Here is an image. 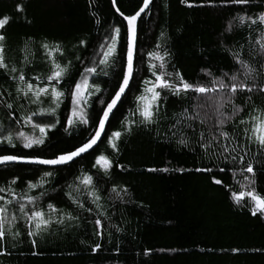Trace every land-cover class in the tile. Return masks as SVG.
I'll return each mask as SVG.
<instances>
[{
  "label": "trees",
  "instance_id": "obj_1",
  "mask_svg": "<svg viewBox=\"0 0 264 264\" xmlns=\"http://www.w3.org/2000/svg\"><path fill=\"white\" fill-rule=\"evenodd\" d=\"M189 3L194 6L189 7ZM116 5L125 15H130L139 9L142 0H116ZM18 6H23L24 10L18 11ZM262 12L264 0L227 7L222 0H185L184 3L181 0H153L150 11L138 23L136 75L139 82L132 85L115 111L104 141L90 154L57 171L46 186L49 194L40 201L45 208L52 203L68 212L78 213L80 220L54 226L38 239L35 246L25 234L21 221L14 229L21 233L20 238L15 242L6 241L4 250L7 254L0 256V264H264V216L251 214L247 198L243 201L247 205L245 207L233 200L231 193L241 191L237 180L243 182L241 177H233V171L237 169L228 166L225 172L215 173L223 183L214 184L213 173L196 169L210 161L213 168L224 167V163L215 154H206L202 149L189 151L178 146V136H173L170 131L177 130L178 135H187L192 147H196V135L199 133L211 135L213 131H219L220 121L204 112L199 93L190 92L183 99L169 96V115L159 127L140 125L131 135L122 137L115 163L123 164L126 171L114 167L112 179L99 184L100 203L103 205L100 211L107 217L104 219L103 238L94 234V220L99 218L95 214L96 205L88 199L85 207H92L93 212L77 210L64 194L67 185L72 184L82 171L97 174L92 165L98 155H115L107 138L113 132L123 130V122L136 108V97L142 92L143 80L152 78L148 71V53L157 44L163 45L170 53L168 71L175 69L194 84H208L211 78L205 73L209 71L215 79L242 72L233 60L232 52L242 50L245 60H264V53L255 43L260 39L259 27H234L231 33L227 31L236 16L256 18ZM5 17L9 18V23L3 31L11 62L20 65L25 44L31 41L28 46L35 53V62L26 68L29 74L46 72V66L41 62L43 52L38 47L41 41L59 42L65 47V55L73 59L69 53L76 50L74 46L81 40H86L88 46L78 50L86 64L94 49H98L107 38L111 26H121L122 36L126 28L112 0H0V18ZM256 66L262 67L260 64ZM82 70L83 65L76 62L62 87H68L79 79ZM120 70L117 64L109 70V76L97 78L101 92L91 98L88 108L93 119L114 94ZM247 82L254 89L264 87V76L258 75ZM0 84L14 93V82L3 77L2 70ZM249 95L251 102L248 101ZM100 99L104 100V105L99 103ZM48 102L45 100V105ZM232 103L246 106L237 120L247 118L253 106L264 108V93H237L234 101H228L224 117L232 114ZM70 107L66 93L58 112L61 124L65 110ZM185 112L188 116L197 117L190 122L191 128L187 127L189 121L183 116L176 119L177 114ZM17 115H23V111H17ZM0 121L8 124L6 110L2 106ZM94 127L90 120L87 126L70 130L71 135H68L58 126L54 133H49L56 144L53 151L58 153L74 148L88 138ZM181 127L183 133L179 132ZM229 129H232V124L225 125V130ZM6 147L0 146V151ZM30 151L22 149L19 144L16 149H7L8 153ZM51 154L43 153L45 156ZM249 157L256 159L258 168L261 166L260 158L254 157L253 152H249ZM42 168L16 164L0 167V186L4 185V178L10 180L18 175L21 180L17 191L22 190L21 183L26 189L27 182L39 180ZM150 168H169L170 171L150 172ZM256 181L257 192L264 195V175L258 174ZM114 186L127 188L128 195L122 194V199L117 198L111 191ZM53 188L59 191H51ZM116 227L121 231H116ZM96 243L101 245V250L93 253Z\"/></svg>",
  "mask_w": 264,
  "mask_h": 264
},
{
  "label": "snow or ice",
  "instance_id": "obj_2",
  "mask_svg": "<svg viewBox=\"0 0 264 264\" xmlns=\"http://www.w3.org/2000/svg\"><path fill=\"white\" fill-rule=\"evenodd\" d=\"M153 0H142V5L133 14L125 15L119 8L116 11L126 22V28L122 36L121 26H111L107 38L100 44L98 49H94L92 57L88 58L85 64L84 58L78 54V50L88 46L86 40H81L74 46L76 50L69 53L73 59L65 55V47L59 42L41 41L39 49L43 56L41 62L46 66V72L29 74L26 68L35 62V53L28 46L31 41L25 44L24 53L20 65L10 61L7 54L6 33L3 31L9 23V18H0V70L3 77L14 82V93L8 91L0 84V106L6 110V119L8 124L0 121V146H7L0 151V166L9 164H25L47 166L42 168V175L36 182H27L26 189L17 191L18 182L21 178L16 175L10 180L4 178V185L0 186V256L6 255V241H18L21 233L15 231L17 225L23 221L25 234L31 239L35 246L38 239L45 233H48L54 226L66 225L80 220L78 213L74 214L56 205L49 203L46 208L40 205V201L49 194L46 187L52 181L57 171L63 170L65 166L71 165L74 161L85 154L91 153L105 133L106 125L110 118L114 116V110L121 104L127 93L131 91L132 85L139 82L136 73L137 69V37L138 21L142 14L150 11V5ZM182 3L185 0H181ZM254 0H222L224 6L230 5H249ZM258 2V0H256ZM115 5L116 0H112ZM189 7L194 5L188 4ZM23 6H18V11H23ZM99 24L100 20L97 19ZM252 26L260 28V39L255 41L259 49L264 53V12L256 18L249 15H238L234 22L228 25L227 31L231 33L234 27ZM254 30V29H253ZM163 39V35H162ZM123 44L121 45V41ZM170 53L161 44L148 53V71L151 73V79L143 80V89L141 94L136 97V108L131 110L129 118L122 124V131H115L108 137V145L115 154L113 156L101 153L98 155L92 165L97 170V174L91 172H81L75 177L72 184L67 185V196L71 205L75 209L83 212L92 213V207H85V203L90 199L91 203L96 205V218L94 225L95 235L103 238L104 219H107L105 213L100 211L103 205L100 203L101 181L111 180L114 173V167L121 171H126L123 164L115 163L120 152V142L123 136L131 135L134 128L140 125L145 127H159L165 117L169 115L167 111L168 98L174 96L183 99L188 93H199L202 96L212 92H224L229 101H234L237 93H253L259 91L264 93V87L254 89L249 86L248 80L256 76H264V60L252 61L245 60L242 50L232 52L233 60L242 69V72H236L231 76L225 74L223 79H215L209 71L205 73L210 77L208 84H194L184 79L182 73L168 71ZM83 65V70L79 73V79L71 82L68 87H62L75 67V63ZM120 65V79L116 85L114 94L110 97L106 106L102 107L101 113L96 118L89 116L88 108L91 98L101 92L100 84L97 78L109 76L110 69ZM260 64L262 67H257ZM241 75L243 79H241ZM70 99L71 107L65 110L64 122L61 124L58 115L59 109L66 98ZM251 95L248 101L251 102ZM45 100L48 104L45 105ZM23 101V103H20ZM99 103L104 105L103 99ZM246 107V106H245ZM245 107L232 103V114L224 117L221 113L219 122V131H213L211 135H205L203 132L196 135V147H192L190 138L187 135H178L177 130H170L173 136H178L176 142L178 146L187 148L189 151L203 150L206 154H215L218 160L224 163V167L213 168L212 161L202 168H197L198 172L213 173V183L221 185L222 179H218L215 173H223L228 166L234 169L233 177L242 178L237 180L241 191L232 192V198L235 203L245 207L243 201L247 198L250 204L249 211L253 216L260 214L264 216V195L256 190V176L264 175V108L253 106L252 111L247 118H240V114L245 111ZM17 111H23V115H17ZM139 119H135V117ZM183 116L188 120L187 127L191 128V121L196 116H188L187 113L177 114V118ZM47 118V119H38ZM92 120L95 127L88 138L72 149L60 150L58 153L53 151L56 144L53 143L49 133H54L58 126L63 131L71 135L70 130H77L79 126H87ZM182 124L183 121H180ZM204 121L201 120V124ZM226 124H232V129L225 130ZM235 129V131H233ZM184 129H179L183 133ZM22 149L31 150L25 152L8 153L7 149H16L17 145ZM44 152H51L50 156L43 155ZM249 152L254 153V157L260 158L261 166L258 168L257 161L249 157ZM150 172L170 171L169 168L148 169ZM184 171V169H180ZM102 174V175H100ZM51 191H59L51 189ZM111 191L117 198L122 199L123 195H128L127 188L112 187ZM38 192V194H34ZM83 197L87 198L84 199ZM123 194V195H122ZM116 231H121L116 227ZM101 245L96 243L92 248L93 253L99 252ZM239 251V250H235Z\"/></svg>",
  "mask_w": 264,
  "mask_h": 264
},
{
  "label": "rangeland",
  "instance_id": "obj_3",
  "mask_svg": "<svg viewBox=\"0 0 264 264\" xmlns=\"http://www.w3.org/2000/svg\"><path fill=\"white\" fill-rule=\"evenodd\" d=\"M199 95L201 97L202 109L204 112L212 116L214 120L220 121L221 113L224 112V109L229 101L228 96L224 92L220 91L208 93L203 96L201 94Z\"/></svg>",
  "mask_w": 264,
  "mask_h": 264
},
{
  "label": "water",
  "instance_id": "obj_4",
  "mask_svg": "<svg viewBox=\"0 0 264 264\" xmlns=\"http://www.w3.org/2000/svg\"><path fill=\"white\" fill-rule=\"evenodd\" d=\"M150 6H151V5H150ZM113 7H114V9H115V11H116V9H117V5H116V3H115V5H113ZM116 13L119 15V13H118L117 11H116ZM144 15H145V14H142L141 18H142ZM119 16H120V15H119ZM120 17H121V16H120ZM121 18H122V17H121ZM141 18H140V19H141ZM122 19H123V18H122ZM139 21H140V20H139ZM139 21H138V23H139ZM125 23H126V22H125ZM137 43H138V37H137ZM122 101H123V100H122ZM118 107H119V105H118ZM118 107H117V108H118ZM116 110H117V109H116ZM116 110H114V113H115ZM110 120H111V118H110ZM109 123H110V121H109ZM109 123H108V125H106L105 133L102 135V137H101V142L98 143V145L96 146V148H97V147H98V146L104 141V139H105V137H106V134H107V131H108ZM96 148H95V149H96ZM95 149H94V150H95ZM94 150H93V151H94ZM93 151H92V152H93ZM89 154H90V153H89ZM86 155H88V154H85L84 156H86ZM84 156H83V157H84ZM81 158H82V157H81ZM81 158H79V159H81ZM79 159H78V160H79ZM74 162H76V161H74ZM74 162H73V163H74ZM9 165H15V164H9ZM16 165H25V164H16ZM7 166H8V165H7ZM32 166H38V165H32ZM0 167H4V166H0ZM40 167H44V168H46L47 166H40ZM65 167H66V166H65Z\"/></svg>",
  "mask_w": 264,
  "mask_h": 264
}]
</instances>
